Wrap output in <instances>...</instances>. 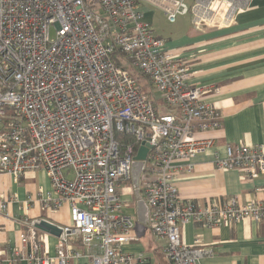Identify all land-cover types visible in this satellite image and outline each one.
Instances as JSON below:
<instances>
[{
	"label": "built area",
	"instance_id": "obj_1",
	"mask_svg": "<svg viewBox=\"0 0 264 264\" xmlns=\"http://www.w3.org/2000/svg\"><path fill=\"white\" fill-rule=\"evenodd\" d=\"M144 1L160 7L169 23L189 15L199 31L229 26L251 0ZM115 51L126 66L114 63ZM129 68L147 77L156 101ZM190 76L188 64L143 19L139 0H0V173L18 179L43 170L53 195L44 198L39 187L38 199L47 208L67 203L70 214L69 225H57L54 255L43 252L37 220L20 233L11 264H69L79 257L86 264H146L142 253L124 250L136 237L121 192L129 182L125 192L133 196L131 167L145 144L138 189L146 226L164 240L169 264H198L212 253L183 242L180 229L189 222L213 227L264 219V199L230 196L201 206L179 198L177 171L191 170V158L211 145L194 139V131L220 126L206 90L190 85ZM117 133L133 142L121 145ZM214 164L256 178L264 174V148L225 144ZM0 204L5 208L3 194Z\"/></svg>",
	"mask_w": 264,
	"mask_h": 264
},
{
	"label": "crops",
	"instance_id": "obj_2",
	"mask_svg": "<svg viewBox=\"0 0 264 264\" xmlns=\"http://www.w3.org/2000/svg\"><path fill=\"white\" fill-rule=\"evenodd\" d=\"M139 1L143 19L152 26L154 11L147 1ZM183 17L187 22L174 37L155 34L165 40L166 49L188 64L191 76L187 82L206 90L203 98L218 112L220 126L194 131V139H209L211 145L191 158V170L181 165L177 171L174 185L178 196L201 206L220 204L230 196L242 202L263 200L264 174L244 179L239 170H218L214 155L222 157L225 144H259L264 148V0H251L249 7L225 27L198 31L192 27L190 16ZM39 187L44 198L53 195L43 170L27 171L18 179L0 173V194L6 199L5 208L0 204V264H11L13 252L21 249L20 233L29 223L45 219L59 226L69 225L68 204L44 207L38 199ZM125 210L135 215L134 208ZM180 230L185 244L212 249L211 254L198 259V264H264V219L256 222L245 218L213 227L189 222ZM149 234L141 238L135 234L136 240L124 250L142 253L146 264H169L163 252L164 240ZM39 235L43 252L54 255L57 237L42 230ZM70 243L81 249L77 239ZM86 261L84 257L72 258L69 264ZM17 264L27 262L21 259Z\"/></svg>",
	"mask_w": 264,
	"mask_h": 264
},
{
	"label": "rangeland",
	"instance_id": "obj_3",
	"mask_svg": "<svg viewBox=\"0 0 264 264\" xmlns=\"http://www.w3.org/2000/svg\"><path fill=\"white\" fill-rule=\"evenodd\" d=\"M161 1V0H158ZM146 5L152 9L155 13V18H154V22L152 24V29L154 30V33H161L163 36L164 35H169L170 37H174L175 35H177V33H179L180 29H182V27L184 26L185 22H187L186 18H181L182 16H179L176 21L174 23H169L166 19V17H164V12L162 11V9L152 3H147ZM163 12V15H162ZM185 16H189V15H185ZM166 19V20H165ZM50 36L51 38H54V31L51 30L50 32ZM134 72H137L136 70H133ZM133 72V73H134ZM147 79L145 78H141L140 82L142 85V88L144 90V92H148L150 94V96L153 98V94L155 93L154 89L152 88V86H150L149 83H147ZM157 93H155V97H157ZM155 99V98H154ZM49 180V179H48ZM130 185L129 182H125L122 184L121 187V192L123 195V199H124V205H125V209L129 210V209H133L135 206V200L134 197L130 196L128 194H126L125 192V187ZM132 220L135 224V227L132 229V233L133 234H137V238H141L143 236H149V228L146 225H143L141 223H139L136 220V217L134 214L131 215ZM144 234V235H143ZM150 237V236H149Z\"/></svg>",
	"mask_w": 264,
	"mask_h": 264
},
{
	"label": "water",
	"instance_id": "obj_4",
	"mask_svg": "<svg viewBox=\"0 0 264 264\" xmlns=\"http://www.w3.org/2000/svg\"><path fill=\"white\" fill-rule=\"evenodd\" d=\"M147 146L148 145L145 144L139 147L131 167V184L133 187V196L135 200V216L136 220L143 225H147L148 223V209L144 200L139 194L138 185L139 176L143 168L144 158L148 148ZM34 227L56 237L61 233L59 226L45 219H40L38 222H35Z\"/></svg>",
	"mask_w": 264,
	"mask_h": 264
},
{
	"label": "trees",
	"instance_id": "obj_5",
	"mask_svg": "<svg viewBox=\"0 0 264 264\" xmlns=\"http://www.w3.org/2000/svg\"><path fill=\"white\" fill-rule=\"evenodd\" d=\"M112 60H113L114 63H115L116 65H118V66H123V67H124V65L126 66V61L122 58V55H121L118 51H115V52H114V54L112 55ZM129 70H130V72H131L132 74H134L135 77L138 79L140 85H141V82H140V79H141V78H145V79H147V77L144 76L142 73H140V72H134V71H132V68H129ZM133 72H134V73H133ZM147 80H148V79H147ZM147 83H149V81H147ZM149 84H150V83H149ZM150 86H151V85H150ZM141 90H142L143 93L147 96V98L152 99V100H154V101L157 100V98L155 97V93L153 94L154 97L152 98L148 92H146V93L144 92V90H143V88H142V85H141ZM154 98H155V99H154ZM116 138H117V140L120 142L121 145H123L124 143H127V142H133V139H132V138H130L129 136L124 135V134H122V133H117V134H116Z\"/></svg>",
	"mask_w": 264,
	"mask_h": 264
}]
</instances>
